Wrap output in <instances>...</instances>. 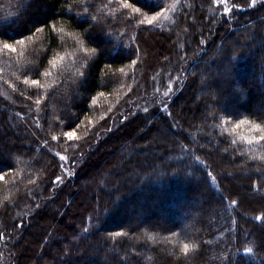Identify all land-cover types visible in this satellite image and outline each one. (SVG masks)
I'll return each instance as SVG.
<instances>
[{
	"label": "trees",
	"instance_id": "trees-1",
	"mask_svg": "<svg viewBox=\"0 0 264 264\" xmlns=\"http://www.w3.org/2000/svg\"><path fill=\"white\" fill-rule=\"evenodd\" d=\"M254 125L264 0H0V264H264Z\"/></svg>",
	"mask_w": 264,
	"mask_h": 264
},
{
	"label": "snow or ice",
	"instance_id": "snow-or-ice-1",
	"mask_svg": "<svg viewBox=\"0 0 264 264\" xmlns=\"http://www.w3.org/2000/svg\"><path fill=\"white\" fill-rule=\"evenodd\" d=\"M152 19H156L155 17H153ZM148 23H152V20H149L148 21ZM10 46L8 45V44H4V48L5 49H8ZM12 51H15V49H12ZM32 83H36V81H33ZM237 127H239V126H237ZM254 130H256V131H264V130H262V129H260V126L259 125H254ZM66 135H68V137L71 139L72 137H73V133H67ZM53 139H55V137H53ZM260 139H264V137H260ZM252 141H249V143H251ZM191 247H195V245H192ZM189 248H190V246L188 245V244H185L184 246H183V251L185 252V253H187L188 251H189Z\"/></svg>",
	"mask_w": 264,
	"mask_h": 264
},
{
	"label": "rangeland",
	"instance_id": "rangeland-1",
	"mask_svg": "<svg viewBox=\"0 0 264 264\" xmlns=\"http://www.w3.org/2000/svg\"><path fill=\"white\" fill-rule=\"evenodd\" d=\"M166 17H170V16L168 15V16H165L164 18H166ZM182 39H183V35H182V34L178 35V38L175 40V44L178 45V43H179L180 41H182ZM154 49H155V48H153L152 50L154 51ZM5 98H6V96H5ZM5 98H4V99H5ZM8 98H9V100H10V97H9V96H8ZM6 101H7V99H6ZM11 124H13V121H12V122L7 121V126H8V127H10ZM2 126L5 127L4 123L2 124ZM2 126H1V127H2ZM241 128H242V127H241ZM240 131H242L241 133H242L243 136H247V135H246L247 132L244 130V128H242ZM1 132H2V131L0 130V133H1ZM256 140H257V139H256Z\"/></svg>",
	"mask_w": 264,
	"mask_h": 264
}]
</instances>
